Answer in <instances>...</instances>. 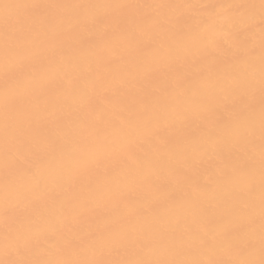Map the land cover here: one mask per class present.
I'll return each instance as SVG.
<instances>
[{
  "label": "snow or ice",
  "instance_id": "1",
  "mask_svg": "<svg viewBox=\"0 0 264 264\" xmlns=\"http://www.w3.org/2000/svg\"><path fill=\"white\" fill-rule=\"evenodd\" d=\"M190 9L203 11L189 14ZM257 9L258 52L252 39ZM0 10V130L6 170L0 264H264V0L229 5L0 0ZM185 41L191 53L185 58L188 67L178 71L170 61L172 44ZM102 49L123 64L142 66L145 77L161 74L160 95L145 103L137 117L136 126L149 129L151 139L166 145L172 142L168 130L177 122L186 132L195 125L198 135L188 163L209 150L241 161L226 174L235 187L221 209L222 223L210 227L212 217L201 214L199 227L179 242L132 219L106 223L95 232L78 230L87 216L128 217L134 188L157 183L145 169L159 161L134 139L133 104L106 117L100 99L109 94L106 102L111 103V97L123 98L132 89L150 96L152 89L131 72L109 86H87L92 77L81 80L95 63L86 53ZM53 87L77 92L88 116L87 136L74 141L69 127L63 144L47 137L56 154L52 180L63 194L60 200L52 197L40 171L13 151L26 138L44 135L49 121L39 109ZM257 153L258 181L249 157ZM15 169L27 183L18 182ZM176 173L182 176L184 169ZM257 187L258 202L253 195ZM21 202L28 206L24 216L18 211ZM225 252L231 258H218Z\"/></svg>",
  "mask_w": 264,
  "mask_h": 264
},
{
  "label": "bare ground",
  "instance_id": "2",
  "mask_svg": "<svg viewBox=\"0 0 264 264\" xmlns=\"http://www.w3.org/2000/svg\"><path fill=\"white\" fill-rule=\"evenodd\" d=\"M8 3L32 2V0H2ZM46 2L63 3H91V4H115V3H140V4H259V0H46ZM201 9H190L189 14L201 12ZM2 12V10H0ZM255 34L252 39L256 43L257 52L259 51V17L256 10ZM189 42L173 43L170 61L178 71L186 69L188 65L185 58L191 53L188 51ZM227 47V45H226ZM194 52L195 49H192ZM61 55L67 56L68 52ZM88 59L94 61V68L91 73L84 71L81 80L85 77H92V80H86L87 86L93 82L103 83L105 86L112 85L114 81L127 76L128 73H134L137 79L143 80L144 84L152 89L150 96L139 95L136 89H132L126 96L111 97L112 102L106 101L110 98L109 94L101 96L104 114L106 117H115L126 103H132L134 112L130 119L135 127L134 139L141 145V150L147 154L153 161L158 163L150 164L145 172L152 175L157 183L144 184L134 188V196L129 209V216L121 218L112 213L104 215L87 216L78 224V230L81 233L95 232L104 224H124L125 219L138 221L142 226H154L170 237H174L177 242L181 239L187 241L192 233L199 227L198 216L203 214L212 217L210 227L222 223L223 217L221 209L231 200L234 185L226 179L228 170L239 166L238 161L230 153L226 152L223 157L218 156L214 151L209 150L205 153H199L195 156L193 163H188L193 156L192 144L198 135L193 125V130L186 132L184 125L177 122L168 131L171 137V143L160 144L151 139L152 132L137 125L138 114L143 110V105L153 101L160 95L162 89V76L159 72L145 77L143 67L136 64H123L119 57H113L111 52L106 49L93 50L86 53ZM125 59L128 53H124ZM174 73H169V76ZM4 91V78L0 73V97ZM115 91V89H113ZM99 107V105H98ZM39 115L49 121L48 128L44 135L36 138H26L23 142L13 146V151L24 157L28 164L34 169L40 171L43 177L48 181L52 197L56 200L62 198V193L53 183L55 153L51 152L47 146V137H55L58 144L65 142L63 132L71 128L74 133V141L79 136L88 135L86 121L88 120L87 109L79 103V94L77 92L65 91L60 87H53L48 92L46 102L41 103ZM199 121H197L198 123ZM213 123H216L213 121ZM257 166L259 155L249 154ZM183 168L184 173L178 176L176 169ZM5 151L3 133L0 130V202L4 194L5 177ZM18 182L27 183L26 179L20 175V170L15 169ZM256 201L259 200V188L253 194ZM28 206L21 202L18 211L21 216L25 215ZM199 209H203L201 213ZM43 210V209H41ZM179 220V223L177 222ZM4 226L0 223V246L4 241ZM218 258L229 259L231 255L227 252L220 254Z\"/></svg>",
  "mask_w": 264,
  "mask_h": 264
}]
</instances>
